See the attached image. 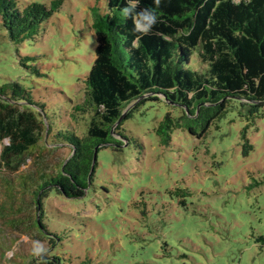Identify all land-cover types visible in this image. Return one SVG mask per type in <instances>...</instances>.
<instances>
[{"label":"rangeland","instance_id":"obj_1","mask_svg":"<svg viewBox=\"0 0 264 264\" xmlns=\"http://www.w3.org/2000/svg\"><path fill=\"white\" fill-rule=\"evenodd\" d=\"M18 1L26 6L53 0ZM96 6L106 10L107 0H63L37 39L21 45L10 39L0 16V86L16 81L31 91L44 105L38 111L47 128L57 133L72 128L83 134L88 127L90 113L72 120L69 110L71 99L77 104L87 98L84 78L98 44L89 27ZM169 109L163 101L146 102L125 121L130 137L141 142L103 147L83 197L48 195L44 220L53 242L47 233L46 242L38 239L29 218L17 241L0 219V264L10 262L8 251L14 261H25L37 241L58 264H264V244L257 241L264 235V108L247 131L255 146L248 156L245 120L236 110L203 139L177 129L172 144L163 146L155 128ZM63 143L43 136L33 151L47 154L51 171L71 152ZM54 149L62 157H50ZM2 175L0 192L12 186L2 185Z\"/></svg>","mask_w":264,"mask_h":264},{"label":"trees","instance_id":"obj_2","mask_svg":"<svg viewBox=\"0 0 264 264\" xmlns=\"http://www.w3.org/2000/svg\"><path fill=\"white\" fill-rule=\"evenodd\" d=\"M62 3L23 6L18 0H0L1 21L10 39L21 45L37 39ZM125 3L107 0L106 10L93 8L89 27L98 44L84 78L88 94L82 103L71 99L69 110L72 120L90 113L83 134L72 128L58 133L48 129L38 111L44 105L32 99L31 91L16 81L0 86V175L8 172L2 185L12 184L0 192V219L17 241L25 218L38 239L46 242L47 233L49 242L54 241L44 220L48 195L55 191L67 198L83 197L95 174V152L109 145L139 144L124 123L146 102L163 101L170 108L155 128L163 146L172 144L177 129L203 139L236 110L245 120L244 156L255 147L247 131L257 125L264 108V0H161L158 8L153 0H141L138 10L153 8L161 21L147 35L134 32L133 20L120 15ZM43 136L61 137L71 146L69 156L51 171L47 154L33 151ZM49 154L62 157L55 149ZM30 164L34 169L20 171ZM257 241L264 244V235ZM8 252L7 264H58L48 252L37 256L25 251L23 262Z\"/></svg>","mask_w":264,"mask_h":264},{"label":"clouds","instance_id":"obj_3","mask_svg":"<svg viewBox=\"0 0 264 264\" xmlns=\"http://www.w3.org/2000/svg\"><path fill=\"white\" fill-rule=\"evenodd\" d=\"M140 2L141 0H126L125 6L119 9V12L124 18H131L133 20L134 32L147 35L153 30L154 26L161 21L153 8H139L138 10ZM153 3L158 8L161 4V0H153ZM46 252L47 248L37 241L33 249V254L39 256Z\"/></svg>","mask_w":264,"mask_h":264},{"label":"water","instance_id":"obj_4","mask_svg":"<svg viewBox=\"0 0 264 264\" xmlns=\"http://www.w3.org/2000/svg\"><path fill=\"white\" fill-rule=\"evenodd\" d=\"M129 108H131V107L128 106L127 109H126V111H128ZM126 111H124V113L122 114V116H121V118L119 119V121L117 122V124L121 122V120H122V118H123V116H124V114H125ZM97 155H98V153L95 152V160H97ZM95 160H94V161H95ZM93 164H94V162H93Z\"/></svg>","mask_w":264,"mask_h":264}]
</instances>
